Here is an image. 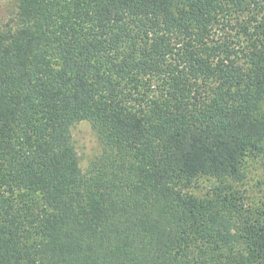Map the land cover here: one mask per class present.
Returning <instances> with one entry per match:
<instances>
[{
  "label": "trees",
  "instance_id": "16d2710c",
  "mask_svg": "<svg viewBox=\"0 0 264 264\" xmlns=\"http://www.w3.org/2000/svg\"><path fill=\"white\" fill-rule=\"evenodd\" d=\"M232 10L246 45L215 37ZM263 102L264 0H18L0 25V264H264V205L227 184L264 155ZM85 120L102 145L86 172Z\"/></svg>",
  "mask_w": 264,
  "mask_h": 264
},
{
  "label": "rangeland",
  "instance_id": "374dc122",
  "mask_svg": "<svg viewBox=\"0 0 264 264\" xmlns=\"http://www.w3.org/2000/svg\"><path fill=\"white\" fill-rule=\"evenodd\" d=\"M18 0H0V25L6 22L17 10ZM230 19L216 27L215 37L236 36L238 45H246L244 27L248 24V15L230 11ZM229 23L230 25H228ZM261 115L264 117V102ZM74 146L78 152L80 167L88 171L92 163L101 156L102 145L98 132L92 122L85 120L74 125L72 129ZM217 180H201L195 190L199 196H205L210 190L219 185ZM238 197H242L247 206L253 208L264 205V155L258 158H249L244 168L241 180L228 181Z\"/></svg>",
  "mask_w": 264,
  "mask_h": 264
}]
</instances>
